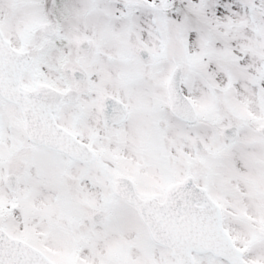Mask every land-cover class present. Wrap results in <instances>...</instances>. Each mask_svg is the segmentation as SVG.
<instances>
[{"label":"snow or ice","instance_id":"6c2138e0","mask_svg":"<svg viewBox=\"0 0 264 264\" xmlns=\"http://www.w3.org/2000/svg\"><path fill=\"white\" fill-rule=\"evenodd\" d=\"M0 264H264V0H0Z\"/></svg>","mask_w":264,"mask_h":264}]
</instances>
